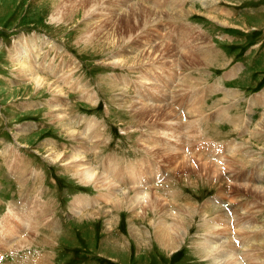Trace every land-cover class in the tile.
<instances>
[{"label": "rangeland", "instance_id": "374dc122", "mask_svg": "<svg viewBox=\"0 0 264 264\" xmlns=\"http://www.w3.org/2000/svg\"><path fill=\"white\" fill-rule=\"evenodd\" d=\"M148 8L155 9L159 15L161 14L156 21L157 27L138 20L140 17L142 20L147 19ZM112 22L113 25L118 24L116 33L120 42L116 44L118 39L114 42L109 38L112 33ZM154 29H158L162 34L161 39L177 51L174 56L175 67L174 71L170 72L172 80L169 81V87H165L171 88L166 96L161 98L162 90L157 87L143 90L147 94H144L142 99L149 104L156 102L162 107H165L163 103L170 104L168 106L182 116V121L179 120L181 128L178 131H181L182 136L175 141L177 146L183 144L186 146L185 154L189 153L187 144L192 146L189 149L193 156H195L193 147L196 149L203 146L211 147V152L215 156H211L210 159L219 167V171L221 170L223 181L220 183L221 179L209 180L204 177L205 174L201 170L198 171L196 165L197 171L193 173L186 168L189 172L187 173L185 169L183 171L172 168L174 165L169 163L166 156L158 157L147 153L140 147L144 143L156 146L155 142L156 147L162 148L168 146L170 142H175L171 137L172 132L176 134L174 123L165 121L160 128L153 126L152 122L137 123L127 106L123 108L112 100L114 89H108L112 74L116 79H120V88L124 90L123 93L125 92L124 95L128 96V99L140 93L138 85L142 68L152 79H157V82L161 83L160 76L165 75L167 68L155 64L136 66L133 64L139 62L135 60L134 54H118L121 50L131 49V45L133 48L140 45L141 49L142 42L139 40L143 41L155 34ZM122 40H125L123 44ZM116 46L117 48H114ZM111 55L125 56V64L128 66L118 68L100 64L112 58ZM157 55L160 56L159 53ZM20 62L28 67V71L24 70L26 74H21V69L18 68ZM233 63L237 65L236 69L233 70L234 66L230 67L232 70L225 74V67ZM129 66L132 67L128 69ZM37 75L43 79L40 86L34 85L33 78ZM59 79L62 80L61 85ZM53 80L58 84V89L61 87V91L59 89L55 94L62 92L60 102L68 106L66 116L62 117L66 119L63 124L57 122L49 111L54 96L53 88L56 86L55 84L50 86ZM183 82L188 85L198 82L196 91L203 92L201 99L193 100L191 106L184 97L181 103L176 100L181 99L177 97L176 89L180 83L185 86ZM208 88H214L216 91L214 94L205 95ZM262 89H264V0H0V198L3 204L8 201L5 205L6 211L3 204H0V218H3L0 221V235L1 230H4L2 239L8 238L4 239L7 241L3 243L4 246H13L3 251L0 243V253L4 254L2 264L34 262L215 264L214 256L217 257L220 252L205 256L201 250L211 244H216L222 249L229 248L231 251L229 255L236 254L239 264H264L263 201L241 195L229 203V206L234 207L235 213L232 218V214L229 215L231 229H238L246 221L248 222L245 225L249 226L243 228L246 233L244 246L241 247L244 248L239 247L235 250L230 247V243L224 245L222 241L225 239L212 227V223H218L219 213H211L208 210L204 213L203 208L201 209L202 204L214 198L218 199L226 210L225 204L227 206L228 201L232 200L230 192L234 190L233 181L242 177L247 181H254L263 167L260 164V158L264 153L263 140L260 138L261 142L259 140L256 142L254 139V144H251L244 139L252 123L258 120L264 109V106H258L251 101L250 95ZM192 90L193 86L190 88V91ZM119 91L118 89L114 93ZM225 92L233 95L230 99L220 100ZM90 93L92 99L88 100ZM259 98H256L257 103L264 102V98L263 100ZM217 103L219 104L216 105ZM187 106L192 111L196 110L195 115L190 118L192 122L185 112L188 111ZM217 107L221 109L217 110ZM225 109L230 116L226 118L223 115L221 119V112ZM240 113L245 115L244 119L249 117L244 121L247 123L244 125L245 128L242 127L248 129L242 133L238 129L240 123L238 124L234 118L239 114L240 121ZM250 113L252 115L247 117ZM214 116H219V123L215 119L212 120ZM68 128L74 129L78 139L67 137ZM135 128L140 131L122 133ZM168 128H173L172 132ZM236 129L238 133L235 132ZM261 134L257 132L255 136ZM138 139L140 140L137 142ZM49 149L64 153V158L60 162L50 161L45 157ZM241 149L240 153H243L245 159L256 156L255 161L251 164L246 162L236 164L235 152L238 153ZM73 153L86 155L82 162L96 171L98 176L107 173L114 181L113 177L119 171L118 176H122L125 181L124 186L116 183L115 191L113 190L112 197L118 198L117 202L114 200L101 208L103 202L100 195L107 192L106 189L98 190L92 183L86 184L81 181L75 174L76 170L72 164H65ZM219 156H222V159H219ZM233 159L234 161H231ZM6 166L10 167L11 171H8ZM153 166L155 169L159 166L163 173L168 171L169 176L157 181V177L151 171ZM126 170L131 171L123 177V171ZM11 172L16 178L28 177L34 180L27 185L28 187L36 184V189L49 190L48 195L52 193L53 198H45L47 194L43 197L47 200L43 204L45 209L39 213V218L25 215L23 208L18 205L17 185L9 176ZM137 173L146 174L148 180L141 181ZM135 178H139L148 191L149 185L159 186L156 194L159 202L166 207L164 209L166 216L151 199L152 196L146 202L147 209L141 208L143 213L140 212L141 200L137 202L135 209L127 206L135 196V191L131 188V182L135 181ZM260 178L264 180V174ZM220 190L228 192L226 198L228 201L220 199ZM125 191L128 193L122 195ZM77 192L88 193L94 196L95 201H92L91 207L82 205L80 214L69 211L71 198H79ZM21 194L22 198L26 197L24 192L21 191ZM150 200L154 202L151 203L152 206L148 205ZM73 201L70 202V207L75 202ZM242 203L244 208L239 207L240 210L237 212L235 208ZM40 204L41 201H38L30 211ZM182 205H191L192 209L188 212ZM84 208L101 210L88 214L83 211ZM245 208L246 211L248 208L252 209L246 213ZM55 212L61 218V222L56 224L54 219H51L48 224L45 218ZM171 214L185 218V223L180 225L182 228L179 226L181 234L177 238L178 247L173 251L162 247L154 239L153 233L154 223L158 221L164 220L168 227L177 228L176 219L172 218ZM14 215H19L22 226L17 234L12 236L5 232L4 223H7L6 218L8 221L16 219ZM219 221L222 222L220 218ZM129 227L138 231L141 242L137 243L133 236L131 238ZM250 228L253 231L245 230ZM28 230L32 235H29L25 242L22 238L27 237ZM232 233L230 240H234L235 233ZM143 238L146 239L145 243ZM174 239L177 241L176 237ZM246 239L249 241L252 239L251 244L245 241ZM234 241L239 245V239ZM254 245L259 249H254ZM248 252L250 253L247 254ZM41 256L43 260L37 263Z\"/></svg>", "mask_w": 264, "mask_h": 264}, {"label": "bare ground", "instance_id": "6f19581e", "mask_svg": "<svg viewBox=\"0 0 264 264\" xmlns=\"http://www.w3.org/2000/svg\"><path fill=\"white\" fill-rule=\"evenodd\" d=\"M102 1V0H101ZM191 1H193V0H191ZM195 1V0H194ZM207 1V0H206ZM100 3V2H99ZM122 6V5H121ZM126 7V6H125ZM128 8H130V6L128 7ZM127 8V9H128ZM149 10H147V19H143L142 20V17H140L138 20L140 21V22H146V24L147 25H149V24H153V25H156V27H157V24H156V21L160 18L159 16L161 15H159L158 14V12L157 11H155V9H151V8H148ZM177 9V8H176ZM125 11H128V10H125ZM142 11V10H141ZM140 11V12H141ZM181 11V10H180ZM132 12V11H131ZM182 12V11H181ZM142 13V12H141ZM179 13V12H178ZM101 16V15H100ZM106 16V15H105ZM142 16H144V14L142 15ZM173 16H174V14H173ZM106 17H108V14H107V16ZM105 17V18H106ZM178 17V16H177ZM138 18V17H137ZM107 19V18H106ZM109 19H110V17H109ZM126 19V18H125ZM216 19V18H215ZM113 20V19H112ZM160 21V20H159ZM222 22V21H221ZM224 22V21H223ZM227 22V21H226ZM114 24V22H112V24H111V27H112V33H111V35H110V39H111V41H116L117 39V41L115 42V44L116 43H118V42H120V40H119V38H117L118 37V35H117V33H116V30H118V24L117 25H113ZM145 24V23H144ZM128 28V27H127ZM130 28V27H129ZM142 28H144V27H142ZM155 28V27H154ZM103 29H104V27H103ZM131 30V29H130ZM155 30V29H154ZM153 30V31H154ZM161 30V29H160ZM156 31V32H155ZM154 32H155V34L153 33V35H151V36H149V37H147V38H145L143 41H142V39H140L139 41H141L142 42V47H141V49H140V45H138L137 46V48H133L132 47V45L130 46L131 47V49H125V51L124 50H121V51H119V55H122V54H124V53H129V54H134L135 56H134V58H135V60L137 61V62H139V63H135V64H133V65H136L137 66V64L139 65L140 64V66H150V65H160V66H164L165 68H167V70H166V73H165V75L162 77V75L160 76L161 78H162V81H161V83H159V82H157V79H152L151 78V76H149L148 75V73H147V71L146 70H143V68H142V70L140 71V74H139V85H138V88L140 89V93L137 95V96H134V97H132V98H130V99H128V96H126L125 97V92L123 93V91L121 90V81H120V79H116V76L114 75V74H112L111 75V77H110V82L108 83L109 85V87H108V89L109 90H111V89H114L113 91L115 92L116 90H120L118 93H114L113 92V94H114V97H113V101L114 102H116V104L117 105H119V106H127L128 108H129V110H130V114H131V116H132V118H134V119H136L137 120V123L139 122L140 123V121H141V123H145V124H148L149 122H152L153 123V126H155V127H157V128H160L161 126H163L162 124L163 123H166L165 121H167L168 122V120L169 121H171V122H173L174 123V130H175V132H176V134L174 133L173 134V132L171 131V130H173V128H168L172 133H171V137L173 138V140L175 141V139H179L181 136H182V134H181V131L180 132H178L179 131V129L181 128V127H179V120L181 119V121H182V116L180 117L179 116V114H177V112L173 109V108H171L170 106H168V105H170V104H164L163 103V106H165V107H162L161 105H159L158 103H156V102H154V104H149L147 101H144L143 99H142V97H143V95L144 94H147V92L146 91H143V90H148V89H153V88H160L162 91V96H161V98H163L164 96H166L167 94H168V92H169V89H171V88H165V87H167L168 86V84H169V81L170 80H172L170 77H171V75H170V72H172V71H174V67H175V60H174V56H175V54H176V50H175V48L172 46V45H170V44H168V43H166V42H164L161 38V35L162 34H160V31H158V29H156ZM149 32H151V31H149ZM128 33V32H127ZM140 33V32H139ZM158 33V34H157ZM130 34V33H129ZM146 35V34H145ZM125 37V36H124ZM134 37V36H133ZM127 38V37H126ZM125 38V39H126ZM129 38V37H128ZM109 39V40H110ZM129 40H131V38L129 39ZM123 41V40H122ZM125 41V40H124ZM124 41L122 42V44L124 43ZM136 41V40H135ZM134 41V42H135ZM138 43V42H137ZM118 46V45H117ZM117 46L116 47H114V48H117ZM135 50V51H134ZM137 50H138V52H137ZM182 50V49H181ZM210 50V49H209ZM111 51V50H110ZM183 51V50H182ZM185 52V51H184ZM207 52V51H206ZM157 53H159V55L160 56H158L157 55ZM117 54V53H116ZM186 55H187V53H185ZM200 54V53H199ZM199 54L197 55L198 57H199ZM113 55H111V57H112ZM201 56H202V54H201ZM208 56H210V54L208 55ZM212 56V55H211ZM118 57L120 58V59H118ZM118 57H112V58H109L108 60H105V61H103L102 63H100V64H102V65H105V66H118V68H119V66H122V67H127L128 65H126L125 63V59H124V57L125 56H118ZM157 58V60H154V59H156ZM182 57V56H181ZM192 57V56H191ZM214 57V56H213ZM182 58H184V57H182ZM210 58H212V57H210ZM176 59V58H175ZM197 59V58H196ZM205 59H206V57H205ZM215 59V58H214ZM213 59V60H214ZM128 60V59H127ZM207 60V59H206ZM184 62V61H183ZM194 62V61H193ZM199 62V61H198ZM212 62V61H211ZM202 63H204L203 62V60H202ZM209 63V62H208ZM205 64V63H204ZM28 65V64H27ZM123 65H125V66H123ZM31 67V66H30ZM29 67V68H30ZM132 66H129L128 67V69L129 68H131ZM135 67V66H134ZM164 67H162V68H164ZM18 68H20L21 70H20V72H21V74H26V73H24V70L25 71H28L29 69H27L28 67H26L25 65H24V63H22V62H20L19 63V67ZM139 68V67H138ZM151 68V67H150ZM31 70V69H30ZM137 70V69H136ZM159 70V69H158ZM139 71V70H138ZM52 72V71H51ZM235 72V71H234ZM63 75H66V74H63ZM24 76V75H23ZM62 76V75H61ZM168 76V77H167ZM34 85H36V86H40V85H42L43 83V79H42V77H40V75H37V76H35L34 78ZM57 79H58V77H57ZM56 79V80H57ZM108 80V81H109ZM182 81V80H181ZM188 81V80H187ZM58 82H59V84L61 85V82H62V80L61 79H59L58 80ZM184 83V82H183ZM51 84H55L56 86L53 88V90H54V96H53V100H52V104L50 105V110L49 111H51L52 112V116H53V118H55V120L57 121V122H59V123H61V124H63L64 122L63 121H65L66 119L64 118V119H62V117L63 116H66V108L68 107V106H66L65 105V103L63 102V103H61L62 102V92H59L58 94H55V93H57L58 91H59V89H60V91H61V87L58 89V84L53 80V81H51V83H50V86H51ZM172 84V82H170V85ZM185 84V83H184ZM180 85H181V83L179 84V87H178V89H176V90H178V92H177V97H179V98H181V99H176V100H178V101H180V103L183 101V99H182V97H184L185 99H187V101L188 102H190L189 104V106H191V102L193 101V100H197V99H201L200 97L202 96V94H203V92H199V91H196L197 90V86L199 85L198 84V82H197V84H196V82L195 83H193V84H185V86H183V85H181V87H180ZM192 86H193V90L192 91H190V88H192ZM169 87V86H168ZM69 88V87H68ZM122 88H123V86H122ZM48 90V89H47ZM199 90V89H198ZM52 91V90H51ZM201 91V90H200ZM216 91V89H212V88H208V89H206L205 90V95H211V94H214V92ZM122 92V93H121ZM172 92V91H171ZM176 92V91H175ZM191 92V93H190ZM224 92V91H223ZM190 93V94H189ZM129 94V93H128ZM228 94V93H227ZM90 95H91V93H90ZM230 95H231V93H230ZM233 95V94H232ZM231 95V96H232ZM227 97H228V95H227ZM230 97V96H229ZM85 98V97H84ZM92 99V95L89 97V99L88 100H91ZM86 100H87V98H85ZM230 99V98H229ZM239 99V98H238ZM60 100H61V102H60ZM219 100V99H218ZM220 100H223V99H221V97H220ZM157 102H158V100H157ZM64 104V105H63ZM183 104V103H182ZM219 103H217L216 105H218ZM63 106V107H62ZM168 106V107H167ZM185 106H186V104H185ZM118 107V106H117ZM188 107V106H187ZM64 108V109H63ZM123 108H125V107H123ZM196 108V107H195ZM214 108H215V106H214ZM218 108V107H217ZM194 109V108H193ZM209 109H211V108H209ZM128 110V109H127ZM186 110H188V111H185L187 114L186 115H188V118H189V120H190V118L191 117H193V115H195V113H196V110H194V111H192L191 109H189V107L186 109ZM64 111V112H63ZM225 111H227V110H224L223 112H221V119H223V115H225V117L227 118L228 117V115H227V112H225ZM185 115V114H184ZM245 116V115H244ZM244 116H243V119H244ZM248 116H250V115H248L247 114V117ZM154 117V118H153ZM199 117V116H198ZM204 118V117H203ZM213 119L212 120H216L217 121V123H219L220 121H218V120H220V119H218L219 118V116H214V117H212ZM234 118H236L237 119V122H238V124L240 123V125L241 124H243L242 123V117H240L241 118V120L239 121L238 119H239V116H238V114H236V116L234 117ZM249 118V117H248ZM248 118L247 119H245V121H247L248 120ZM196 119V118H195ZM201 119V118H200ZM205 119V118H204ZM187 120V119H186ZM214 120V121H215ZM52 121V120H51ZM193 120L191 119L190 120V122H192ZM195 121V120H194ZM223 121V120H222ZM208 122H212L211 120H208ZM234 122V121H233ZM136 123V124H137ZM253 125V128L255 129V131L256 132H258V130H260V128H262L263 126H264V118H263V120H260L259 122H256V123H254V124H252ZM238 125H236V127H237ZM136 127H138V126H136ZM245 128V127H244ZM142 129V128H141ZM247 129H248V127H247ZM247 129H244V131H246ZM135 131H140V129H127V130H125V131H122V133H127V132H135ZM144 131V130H143ZM253 131V130H252ZM251 131V127H250V129L248 130V132H247V136L245 135V138L244 139H247V142H249V143H251V144H254V134L252 135V132ZM67 133H66V135H67V137L68 138H74L75 140L76 139H78V136H77V133L74 131V129L72 130V129H70V128H68L67 129V131H66ZM143 133V132H142ZM141 133V134H142ZM145 133V132H144ZM259 133V132H258ZM261 133H262V131H261ZM264 133V132H263ZM201 136V135H200ZM261 136V135H260ZM144 138V137H143ZM262 138V137H261ZM182 139V138H181ZM257 138L255 137V141L257 142V140H256ZM140 139H138L137 140V142L139 141ZM141 140H142V138H141ZM147 141V140H146ZM145 141V142H146ZM167 141V140H166ZM183 141V140H182ZM210 142V141H209ZM143 143H144V141H143ZM148 143H149V141H148ZM152 143V142H151ZM181 143V142H180ZM264 143V142H263ZM142 144V143H141ZM145 144V143H144ZM143 144V146H140V147H142L143 149H145L146 151H147V153H149L150 155H152V156H155V155H158V157H163V156H166L167 158H168V160H169V163L171 164H173L174 166H172V168H175V170H183V169H185V171H186V168H187V170H188V168H189V170L191 171V172H193V171H197L196 170V168H195V165L198 167V171L199 170H201V172L202 173H204V174H202V175H204V177L206 176L207 177V179H209V180H212V179H216V180H220L219 181V183L220 182H222L223 181V179L221 178L222 177V175H221V170L219 171V167L215 164V163H213V161L210 159V157L211 156H215V155H213L212 154V152H211V147L210 146H203V147H200V148H198V149H196V148H194L193 147V151H194V155L195 156H193L192 154H191V152H190V150H189V153L187 154H185L184 152V148H185V146H184V144H183V146H177V144H176V141L175 142H173V143H169L168 144V146H166V147H156L157 146V144H155V142H154V145H156V146H152V145H144ZM147 144V143H146ZM153 144V143H152ZM138 145H139V143H138ZM165 145V144H164ZM209 145V144H208ZM244 145V144H243ZM250 145V144H249ZM191 149V148H190ZM239 149V148H238ZM237 150V149H236ZM235 151V150H234ZM240 152H242V149L241 150H239L238 151V153L237 152H235L236 153V156L235 157H237V161H236V164L238 163V162H241V163H243V162H246V164H248V163H252V162H254L255 160V158H257L256 156L255 157H249V158H246L245 159V156L243 155V153H240ZM214 153V152H213ZM219 153V152H218ZM230 153V152H229ZM232 153V152H231ZM220 154V153H219ZM241 154V155H240ZM46 156L45 157H48V159L50 160V161H54V162H57V161H61L63 158H64V153H62V152H60V153H57V152H55L53 149H49V152H46V154H45ZM231 155H233V154H231ZM67 156V155H66ZM224 156H225V154H224ZM217 157V156H216ZM230 157V156H229ZM69 159H68V161L65 163V164H72L71 166L76 170L75 171V174L79 177V179L81 180V181H83V182H85L86 184L88 183V184H90V183H92L95 187H96V189H106V191L107 192H105V193H101V195H100V197L102 198V199H100V200H102V202H103V205L101 206V208H103L104 206H107V205H109V204H111L114 200H116V202H117V199H114L113 197H112V193H113V190H114V188L116 187V182H114L112 179H110V177L108 176V174L106 173L105 175H102V176H98L97 174H96V171H94V170H92L91 169V167L90 166H86L82 161H83V159H85L86 158V155H82V154H78V153H73V154H70V156L68 157ZM234 158V157H233ZM251 158V159H250ZM166 159V158H165ZM219 159H222V156L220 157L219 156ZM167 160V161H168ZM231 161H234V159L233 160H231ZM85 162V161H84ZM167 163V162H166ZM227 163V162H226ZM232 163V162H231ZM233 164V163H232ZM255 164V163H254ZM229 166V165H228ZM246 166V165H245ZM177 167H179L178 169H177ZM229 168H231L230 166H229ZM172 170H174V169H172ZM171 170V171H172ZM184 171V170H183ZM21 173H22V171H20ZM187 173H189L188 171H186ZM200 172V173H201ZM194 173V172H193ZM193 173H191V174H193ZM196 173V172H195ZM199 173V172H198ZM199 173V174H200ZM23 174V173H22ZM100 174V173H99ZM201 176V175H200ZM261 175L259 174V172L257 173V175H256V179L254 180V181H247V179H245V178H240L239 180H236V181H233V188H234V190L232 191V192H230V194H231V196H232V200H226V198H227V194H228V192H224L223 190H220V193H219V196H220V199H225V201H228V203H231L232 201H234L235 199H236V197L237 196H241V195H244V197H245V195H248V196H251V197H253V198H255V199H258L259 201H263L264 202V180H262L261 178ZM149 179H151V178H149ZM200 179V178H199ZM135 181H133V182H131L132 183V185H131V188L132 189H134V191H135V196L134 195H132V196H134V198L132 199L131 198V200H130V203H128L127 204V206L129 205V207L131 208V209H135L136 208V206L138 205V201L140 202V200H141V207H140V212H142L143 213V210L142 209H147V207H145L147 204H146V202L150 199V196H152V200L153 201H155V204H156V206H158V207H160V210L161 211H163V213L165 214V216H166V212H164L165 210V206H164V204L161 202H159V197L157 196V194H156V190H157V188L159 187H151V185H149L148 186V188H150V191H148V190H146V188L147 187H145V185H143L141 182H140V179L138 178H135L134 179ZM137 180H139L137 183H136V181ZM152 181V180H151ZM210 182V181H209ZM84 184V183H83ZM152 184V183H151ZM148 185V184H147ZM225 188V187H224ZM128 189V188H127ZM116 190H120V191H122L121 189H119V188H116ZM129 190H131V189H129ZM115 191V190H114ZM118 192V191H117ZM128 193V191H125L122 195H125V194H127ZM96 199H98V198H96ZM161 200H162V198H161ZM212 201H206L204 204H202V206H201V209L203 208V211H204V213L205 212H207V210L208 211H211V213H214V212H217V213H219V218H220V220L222 221V222H220L219 221V218H218V216H217V220H218V223H212V227L217 231V233L221 236V237H223L225 240H223L222 242H224L223 244L224 245H227V244H229L230 243V247L233 249V250H235V248H237V249H239V247H241V246H244V235H245V231L243 230V228H244V226L245 227H249L248 225H245L248 221H246V223H244L243 225H240V227L238 228V229H235V230H233V229H231L232 228V225H231V218L229 217V215L227 214V212H226V210H224V208H223V204L220 202H218L217 200H215L214 198L213 199H211ZM258 200H256V201H258ZM75 201V202H74ZM74 203H72V205H71V207H70V210H72L75 214H80V212L82 211V209H83V207H82V205H84V204H82V202H80V198H77V199H74ZM95 202V201H94ZM223 202V201H222ZM151 202V200H150V204H149V202H148V205H150V206H152V204L154 203H152ZM123 204V203H122ZM221 204V205H220ZM101 205V204H100ZM181 205V204H180ZM183 207L182 208H184L186 211H190V209H192L191 207V205H182ZM246 206H248V205H246ZM149 207V206H148ZM20 208V207H19ZM126 208V207H125ZM142 208V209H141ZM150 208V207H149ZM148 208V209H149ZM194 208V207H193ZM85 209V208H84ZM127 209V208H126ZM129 209V208H128ZM130 209V210H131ZM252 209V208H251ZM251 209H249L248 208V210L247 211H249V210H251ZM19 210V209H18ZM101 209H92V210H87V209H85V210H83L84 212H88V214H90V213H93V212H99ZM121 210V209H120ZM153 210V209H152ZM254 210V209H253ZM135 211V210H134ZM149 211H150V209H149ZM156 211H158V210H156ZM161 211H159V213L161 212ZM247 211H246V208H245V210H244V212H246L247 213ZM146 212V211H145ZM133 213V212H132ZM87 214V213H86ZM98 214V213H97ZM158 214V213H157ZM164 214H162V215H164ZM83 216H85L84 214H82ZM192 215V214H191ZM15 216V218L16 219H12V220H9L8 221V219L6 218V220H5V222H7L6 224L4 223V225H6L5 226V232L7 233L8 232V234H12V236L14 235V234H17V232L20 230V226H22V224H20V219H19V215L18 216H16V215H14ZM135 216H136V214H135ZM164 216V217H165ZM171 216H172V218H175L176 219V227L177 228H175V226L174 227H172L171 226V228L170 227H168L167 226V224L165 225L164 224V220L162 221V222H160V221H158L157 223H154L155 224V227H153V225H152V227H153V233H154V239L162 246V247H164L165 249H168V250H171V251H173V250H175V248L176 247H178L177 245H178V235L179 234H181V231L179 230V226L181 225V224H184L185 223V218L183 217V216H177V215H172L171 214ZM234 216V215H233ZM159 217V216H158ZM234 218V217H233ZM10 219V218H9ZM174 219V220H175ZM214 219V218H213ZM160 220V219H159ZM216 220V221H217ZM234 220V219H233ZM157 221V220H156ZM22 223V222H21ZM34 223V222H33ZM153 223V222H152ZM234 224H235V222H233ZM171 224V223H170ZM237 224H240V223H238L237 222ZM48 226H50V225H48ZM134 227V226H133ZM181 227V226H180ZM235 226H233V228H234ZM130 228V230H129V234L131 235V238H132V236L135 238V240L137 241V243H138V241L139 242H141L142 240H141V237H139V233H138V231L135 229V228H131V227H129ZM182 228V227H181ZM32 229V228H31ZM32 230H34V229H32ZM245 230H249V231H253L251 228L250 229H245ZM255 230V229H254ZM29 231V230H28ZM232 232H234L235 233V236H234V240H236V239H239V245H237L236 243H235V241L234 240H230V235L231 234H233ZM238 232V233H237ZM1 234L2 235H0V243H1V245H2V249H3V251L4 250H6V249H11V248H13V246H4V244L3 243H7V241H5L4 239H8V238H4L3 237V239H2V236H4L3 234H4V230H1ZM28 235H27V237H24V238H22V240L23 241H27L28 240V237H29V235H32V233L29 231V233H27ZM213 234V233H212ZM247 235H248V232H247ZM9 236H11V235H9ZM24 236V235H23ZM33 236H34V234H33ZM181 236V235H180ZM237 236V237H236ZM32 237V236H31ZM174 237H176V239H177V241L174 239ZM211 237V236H210ZM181 238V237H180ZM49 239V238H48ZM21 240V239H20ZM31 240V239H30ZM29 240V241H30ZM143 242L145 243L146 241V239H144L143 238ZM180 240V239H179ZM228 240V241H227ZM252 240V239H251ZM250 240V241H251ZM22 241V242H23ZM241 241H243V242H241ZM245 241H249V240H245ZM249 241V242H250ZM254 241V240H253ZM20 242V241H19ZM21 242V243H22ZM249 242H248V244H249ZM148 243V242H147ZM180 243V242H179ZM263 243V247H264V241L262 242ZM261 243V244H262ZM199 244V243H198ZM208 244H209V242H208ZM222 244V243H221ZM243 244V245H242ZM250 244H251V242H250ZM254 244V243H253ZM257 244V243H256ZM0 245V246H1ZM205 245V244H204ZM223 245V246H224ZM128 246V245H127ZM222 246V247H223ZM245 246H247V245H245ZM206 249H201L202 251H204L203 253H205L206 255L205 256H209V255H212L213 253H215V252H220L219 254H218V256L216 257V256H214L215 257V264H239V262H238V260H237V255L235 254H233V255H229V252H231L230 251V249L228 248V249H226L225 247L222 249L220 246H216V244L215 245H212L211 244V246H204ZM248 247V246H247ZM254 247V249L255 248H258L259 249V247H255V245L253 246ZM263 247H261V248H263ZM241 248H244V247H241ZM247 249V248H246ZM252 249V248H251ZM254 249H252V250H254ZM241 250H243V249H241ZM15 251V250H14ZM256 251H257V249H256ZM256 251H253L254 253L256 252ZM227 252V253H226ZM245 252H246V250H245ZM250 252H248L247 254H249ZM252 255V254H251ZM250 257V256H249ZM252 258V257H251ZM36 260V259H35ZM41 260H43V257L41 256L40 257V259L38 258V260L36 261L37 263H41ZM33 264H35V262L33 263Z\"/></svg>", "mask_w": 264, "mask_h": 264}, {"label": "crops", "instance_id": "0c3cea01", "mask_svg": "<svg viewBox=\"0 0 264 264\" xmlns=\"http://www.w3.org/2000/svg\"><path fill=\"white\" fill-rule=\"evenodd\" d=\"M234 66V67H233ZM230 67H233L234 69L233 70H235L236 68L235 67H237V65L235 64V63H233V64H231L230 66H226L225 67V69H224V73L226 74L227 72H229L230 70H232V68L230 69ZM239 71H241V69H239ZM241 73V72H240ZM253 94V95H252ZM251 95H250V99H251V101H254V103H256V104H258V106H264V102H262L261 104H259V103H257L256 102V98H258V97H260L259 99H261V100H263L262 98H264V89H262L260 92H253ZM227 95H228V97H227ZM230 96V97H229ZM229 98H231V95H230V92L227 94L226 92L223 94V96L221 97V99H229ZM258 108H261V107H258ZM212 109V108H211ZM226 110V109H225ZM252 110V109H251ZM228 111V110H227ZM263 114V115H262ZM227 115H229L230 116V114H228L227 113ZM239 115V114H238ZM252 115V113H250V116ZM235 116V115H234ZM240 116L242 117V120H243V116H244V114L243 113H240ZM263 118H264V109L262 110V112H261V115H260V117L258 118V120H256L255 122H253L252 124H254V123H256V122H259L260 120H263ZM224 120H228V121H230V119H224ZM244 121H245V119L243 120V123H244ZM247 123H244V124H241L240 126H239V128H241V133H242V131L244 130V128H242L244 125H246ZM245 127V126H244ZM253 130V131H252ZM251 133H252V135L254 134V139H255V137L257 138L256 140H259V142H261L260 140L262 139L263 140V142H264V126L262 127V128H260V130H258V134H260L261 133V131H262V134H261V136H255V134L257 133L256 131H255V129L253 128V125H251ZM262 137V138H261ZM261 138V139H260Z\"/></svg>", "mask_w": 264, "mask_h": 264}]
</instances>
